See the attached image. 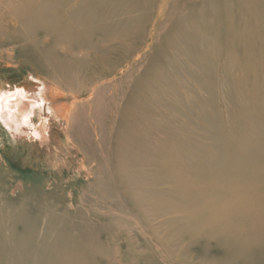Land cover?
<instances>
[{
    "label": "bare ground",
    "instance_id": "6f19581e",
    "mask_svg": "<svg viewBox=\"0 0 264 264\" xmlns=\"http://www.w3.org/2000/svg\"><path fill=\"white\" fill-rule=\"evenodd\" d=\"M15 57L0 264H264V0H0Z\"/></svg>",
    "mask_w": 264,
    "mask_h": 264
},
{
    "label": "rangeland",
    "instance_id": "374dc122",
    "mask_svg": "<svg viewBox=\"0 0 264 264\" xmlns=\"http://www.w3.org/2000/svg\"><path fill=\"white\" fill-rule=\"evenodd\" d=\"M31 72L32 71H31V68L29 67V65H27L23 60L21 61V59L18 57H15L13 63H10V62L9 63H5V62L1 63L0 62V81L3 80V81H7V82L17 83V82H20L23 80H29L30 79L29 76H30ZM55 125H56V127H54V132L62 135V132L60 130L61 125L57 122H55ZM0 126H2V124H0ZM3 131H4V129L0 128V139L3 138L5 140V135L3 136V134H2ZM145 138L150 139V137H147V135L145 136ZM4 142H6V141H4ZM18 142L14 145L12 144V146H9V148H4V149L2 148V150H1V146H0V153H3L5 155L6 159H8L9 161H12V163L13 162L18 163V165L16 164L17 166H15L16 168L18 167V169L15 168V170H19V172H21L23 174H27L28 172H31V171H36L37 174H39V175H41L43 173H47L45 168L42 167L43 168L42 169L41 165H38L40 163L31 162V164L33 165L32 167H31V165L24 163V161L27 158V155L32 154V152H34L36 150V148H34V147H36L35 144H29L28 145L26 143H23V141H18ZM0 145H1V143H0ZM25 145L29 146V150H28V146H25ZM19 148L21 149V152H20ZM4 150H5V152H4ZM10 151H12V152H10ZM7 156H10L11 158H9V157L7 158ZM12 157H13V159H12Z\"/></svg>",
    "mask_w": 264,
    "mask_h": 264
}]
</instances>
